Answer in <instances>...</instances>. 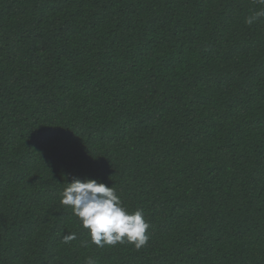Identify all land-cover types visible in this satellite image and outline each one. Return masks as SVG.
I'll return each instance as SVG.
<instances>
[{
    "label": "trees",
    "instance_id": "16d2710c",
    "mask_svg": "<svg viewBox=\"0 0 264 264\" xmlns=\"http://www.w3.org/2000/svg\"><path fill=\"white\" fill-rule=\"evenodd\" d=\"M257 10L0 0V264H264ZM73 178L142 209L147 244L92 243L61 204Z\"/></svg>",
    "mask_w": 264,
    "mask_h": 264
},
{
    "label": "clouds",
    "instance_id": "9594fccd",
    "mask_svg": "<svg viewBox=\"0 0 264 264\" xmlns=\"http://www.w3.org/2000/svg\"><path fill=\"white\" fill-rule=\"evenodd\" d=\"M255 3L258 10L246 18L248 25L264 17V0H255ZM60 195L61 204L71 208L96 246H115L124 243L125 239L136 249L147 244L150 224L145 220L143 210L129 213L113 187L95 179L73 178ZM72 238L69 236L65 239ZM86 264H95V261L89 257Z\"/></svg>",
    "mask_w": 264,
    "mask_h": 264
}]
</instances>
